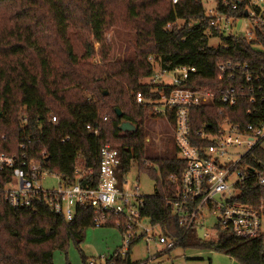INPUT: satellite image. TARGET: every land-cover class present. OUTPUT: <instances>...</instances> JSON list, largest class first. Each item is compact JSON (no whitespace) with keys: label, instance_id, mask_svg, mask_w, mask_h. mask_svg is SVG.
<instances>
[{"label":"trees","instance_id":"1","mask_svg":"<svg viewBox=\"0 0 264 264\" xmlns=\"http://www.w3.org/2000/svg\"><path fill=\"white\" fill-rule=\"evenodd\" d=\"M223 1L216 0L215 12L236 20L246 18L249 0H243L235 11L224 8ZM206 4L205 0H178L177 4L173 0H0V152H25L29 160L39 162L68 185L76 182L80 164L84 170L80 183L96 187L100 151L109 143L121 155L120 181L135 162L156 182L154 194L144 197L141 212L151 224L160 225L164 235L181 240L182 248L209 249L241 264H264V235L240 241L220 231L216 242L203 241L195 231L184 235L165 199L175 193L171 178H179L186 163L176 157L174 147L165 158L151 162L145 158L148 150L142 125L150 115V104L138 105L135 94L157 102L171 91L167 86L142 83L154 75L152 61L162 72L196 69L183 87L215 95L210 105L192 110L194 146L206 145L195 137L196 132L216 134L224 119L242 130L259 119L264 121V104L250 105L246 98L232 108L222 104L220 91L237 87L242 79L229 80L218 71L221 64L248 65L264 80V52L253 50L254 43L244 37L219 35ZM110 30L134 37L131 55L111 60L112 46L105 37ZM218 37L221 45L210 47V38ZM72 39L82 46L80 57ZM97 54L101 64L92 61ZM248 110L253 113L247 114ZM168 117L173 124V116ZM123 121L136 124L137 131L121 136ZM64 138L69 141L62 144ZM243 166L235 200L264 211V186L259 185V176H264L262 142ZM94 217L92 209H78L72 222L44 205L36 211L14 210L0 193V264H53L55 250L66 252L71 243L80 247L85 230L95 226ZM137 242L125 257L115 254L105 264H140L131 259ZM83 264H87L85 259Z\"/></svg>","mask_w":264,"mask_h":264},{"label":"built area","instance_id":"2","mask_svg":"<svg viewBox=\"0 0 264 264\" xmlns=\"http://www.w3.org/2000/svg\"><path fill=\"white\" fill-rule=\"evenodd\" d=\"M242 1L224 0L222 6L235 11ZM177 2L178 0H173V4ZM245 12L248 14L245 19L249 20L251 28L244 39L254 43L253 50L264 52V45L259 40H264V0H249ZM209 14L215 18L212 25L221 36L230 32V23L237 21L231 16L215 11ZM218 71L229 80L242 79L237 87L220 91L223 105L232 108L242 98H246L250 105L264 104L263 77L254 74L248 65L221 64ZM195 73L194 68H176L172 71L170 83H158L171 89L166 99L157 102L146 101L142 93L135 94L136 103L150 104L153 115L161 116L165 120H168L169 115L173 116V145L176 157L186 163V168L179 178H171L176 187L175 193L165 201L172 209L184 235L203 227L204 212L207 211L213 214L218 212V217L212 229H205L204 236L200 237L203 241L216 242L220 231L229 232L240 241L256 239L263 235V207L255 209L251 205L236 202L235 199L239 193L238 184L244 177L243 161L264 141V121L259 119V123L249 124L242 130L239 125L224 119L216 134L204 130L196 132L195 137L206 145L194 146L192 110L208 106L215 99L211 92L192 91L183 87ZM251 113L252 110L247 111V114ZM106 119L104 118L105 121ZM53 122H56V118H53ZM206 127L207 125L203 126ZM68 141L69 138L61 140L62 144ZM20 148L25 151L24 145ZM121 166L119 151L107 143L100 151L97 186H84L80 183L84 177L80 164L75 170L76 182L68 185L60 176L45 171L39 162L29 160L25 152L14 155L0 152V193L5 195L6 203L14 210L36 211L38 206L44 205L66 222L75 219L78 209H92L95 213V226L108 224L110 222L107 217L115 216L118 218L127 251L133 242L141 238H145L147 244L157 241L169 251L179 247L181 240L164 235L160 225L150 223L153 229L161 230L159 236L149 235V230L141 227V221L145 219L141 210L144 208L146 196H140L139 186L128 188L126 175H123V180L120 181L118 175ZM51 175L58 178V186L46 190L42 182ZM234 179L237 181L230 186L229 182ZM259 185L264 186V176H259Z\"/></svg>","mask_w":264,"mask_h":264},{"label":"rangeland","instance_id":"3","mask_svg":"<svg viewBox=\"0 0 264 264\" xmlns=\"http://www.w3.org/2000/svg\"><path fill=\"white\" fill-rule=\"evenodd\" d=\"M207 13L213 12L216 8V0H205ZM232 26L230 32H226L223 36L227 37L230 34L238 37L247 36L250 27L248 19L237 20ZM107 44L112 46L111 60L117 61L125 59V56L132 54L130 43L134 41V37L126 32L110 30L105 34ZM75 54L80 57L83 53L81 44L72 39ZM222 43L221 37L210 38L209 46L216 48ZM96 53H98L99 45H95ZM93 63L101 64L102 60L97 54L93 58ZM154 67V75L150 79L142 80L143 84L148 83H170L173 77L172 72L160 71L159 65L152 61ZM160 78V80H158ZM150 115L147 117L142 125L146 137L145 145L147 152L145 158L153 160L155 158H165L166 152L173 151V127L172 123L165 120L161 116H155L152 113V108H149ZM264 149V141L262 142ZM240 155L242 152H239ZM151 162V161H150ZM155 173H159L158 166L152 164ZM237 180L234 179L229 182L233 185ZM126 182L128 188L139 186L140 196H150L154 194L156 182L151 177L148 171L141 170L137 163H133L129 173L126 175ZM46 190L57 188L58 178L51 175L47 180L42 182ZM205 219L202 221L203 227H199L197 235L204 236L205 229H212L217 222L218 212L215 214L204 212ZM118 218L115 216L107 217L108 224L87 228L84 232V239L80 247L77 248L74 244H70L66 252L59 250L54 251L53 264H83L85 259L87 264H105L107 258L115 254L125 257L127 250L125 247V240L123 233L119 227ZM117 220V221H116ZM122 222L123 220L120 219ZM262 233L264 234V217L262 218ZM141 227L148 229L149 235H161L159 228L153 229L148 219H142ZM192 233V232H191ZM131 259L133 262H142L146 264H241L225 254L218 253L209 249L197 248H182L176 247L169 251L160 245L157 241L146 243L145 238H141L133 247L131 251Z\"/></svg>","mask_w":264,"mask_h":264},{"label":"water","instance_id":"4","mask_svg":"<svg viewBox=\"0 0 264 264\" xmlns=\"http://www.w3.org/2000/svg\"><path fill=\"white\" fill-rule=\"evenodd\" d=\"M247 15V12H245V16ZM105 95H107V92H105ZM115 112L118 117L122 116V112L119 109H116ZM119 130L121 132V136H124L126 133H135L137 131V125L132 122L123 121L119 126Z\"/></svg>","mask_w":264,"mask_h":264},{"label":"crops","instance_id":"5","mask_svg":"<svg viewBox=\"0 0 264 264\" xmlns=\"http://www.w3.org/2000/svg\"><path fill=\"white\" fill-rule=\"evenodd\" d=\"M264 235V234H263ZM200 237V236H199Z\"/></svg>","mask_w":264,"mask_h":264}]
</instances>
